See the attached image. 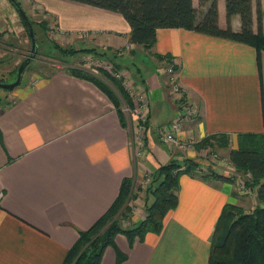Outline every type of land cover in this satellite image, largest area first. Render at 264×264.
I'll return each instance as SVG.
<instances>
[{
	"label": "crops",
	"instance_id": "crops-1",
	"mask_svg": "<svg viewBox=\"0 0 264 264\" xmlns=\"http://www.w3.org/2000/svg\"><path fill=\"white\" fill-rule=\"evenodd\" d=\"M24 1L42 6L66 36L82 35L79 49L105 53L98 58L146 91L147 155L136 167L126 119L94 83L63 67L0 92V264H62L78 232L108 209L124 178L133 180L182 158L194 159L199 167L201 160L204 173L222 175L206 166L208 160L194 146L181 151L160 141L158 129L183 109L170 94L163 60L156 56L176 62L178 83L196 111L182 123L179 140L197 143L227 135L235 148L239 134L264 135L263 52L257 56L250 46L180 28L158 29L154 46L144 50L129 44L130 27L118 13L70 0ZM206 8H198V20ZM217 8L218 26L225 28V1L217 0ZM230 26L240 29L238 16ZM77 57L69 65L85 68L84 54ZM253 191L243 193L235 181L214 176L181 174L177 205L165 215L161 232L131 244L116 235L100 264H116V250L125 256L119 264H207L223 207L236 205L250 213L256 206ZM146 202L151 199L140 189L131 223L141 221Z\"/></svg>",
	"mask_w": 264,
	"mask_h": 264
},
{
	"label": "trees",
	"instance_id": "trees-1",
	"mask_svg": "<svg viewBox=\"0 0 264 264\" xmlns=\"http://www.w3.org/2000/svg\"><path fill=\"white\" fill-rule=\"evenodd\" d=\"M16 1L21 7V3ZM70 1L120 14L130 27L129 44L140 46L144 50H150L154 46L158 29L180 28L250 46L255 49L257 56L264 53V9L260 0H255V12L252 0H224L225 28L218 26L217 0H197L198 8L207 5L200 20L197 19L198 8L193 0ZM233 16L239 17L238 31L230 26ZM27 18L33 29L38 54L40 45L35 28L46 31L47 21L34 22L28 16ZM19 19L26 31L20 17ZM54 47L62 56L67 57L87 53H92L95 57L105 56V53L94 48L64 49L55 44ZM156 58L168 62L172 59L168 56ZM22 61L24 59L20 63ZM19 64L13 70V75ZM64 69L72 76L94 83L110 99L121 120L125 122L123 106H131L132 101L119 80L100 68L66 65ZM0 82L3 80L0 79ZM194 147L198 151L214 148L228 150V160L236 171L250 173L251 178L246 181V186L256 189V206L250 213H244L236 205L226 204L223 207L211 237L207 264H264V135L239 134L235 148H230L227 135H210L194 143ZM150 174L151 181L145 189V195L151 202L145 203L141 221L131 223L133 212L130 202L136 198V194L131 193L132 179L124 178L108 209L88 229L78 232L77 240L68 250L62 264H100L105 248L114 247V238L118 234L126 236L129 244L135 239L141 241L146 233L159 234L165 215L177 205L178 178L181 174H197L204 179L214 176L224 182L233 181L215 172L204 173L199 164L190 158L171 160ZM116 257V264L125 258L118 250Z\"/></svg>",
	"mask_w": 264,
	"mask_h": 264
},
{
	"label": "built area",
	"instance_id": "built-area-1",
	"mask_svg": "<svg viewBox=\"0 0 264 264\" xmlns=\"http://www.w3.org/2000/svg\"><path fill=\"white\" fill-rule=\"evenodd\" d=\"M83 61L85 68H100L111 75L114 79L119 80L129 97L131 98L132 105H124L123 113L125 119L126 117H128V119H126V124L131 137L134 163L136 167H140V160L145 158L147 155L145 142V126L148 121L149 101L146 91L140 85L136 84L127 73L115 68L111 63L107 61H101V59H96L93 56H87L83 59ZM161 64V70L166 77V83L169 92L170 94L176 96L180 107L183 109V112L170 124L158 129L157 134L163 144H166L169 147L178 148L181 151H190L193 149L194 143L190 140H179L177 138V134L181 130L182 123L184 121H189L190 119H192V117L196 115V111L194 107L189 103V101L184 97V93L178 83L179 71L176 62L173 59L169 60V62L163 60ZM207 153L208 149L203 150L201 153L205 158V162L206 160H208V157H205ZM211 157L212 159L208 160L206 166H211L216 170H221L223 176L231 178L236 182L238 188L243 193H248L249 190L245 187V183L251 178L249 172L245 175L242 174L244 177L238 174L237 178V171L229 162V160L226 161L225 159L218 158L216 154H213ZM225 161L226 163H224ZM226 164L227 167H225V169L219 168L220 166L222 167ZM243 178H245V180H242ZM150 181L151 174L148 172H144L140 177L135 176V178L132 180L131 193L136 194L140 189L145 190L149 186ZM130 205L132 206V212L134 213L136 207L133 205V200H131Z\"/></svg>",
	"mask_w": 264,
	"mask_h": 264
},
{
	"label": "rangeland",
	"instance_id": "rangeland-1",
	"mask_svg": "<svg viewBox=\"0 0 264 264\" xmlns=\"http://www.w3.org/2000/svg\"><path fill=\"white\" fill-rule=\"evenodd\" d=\"M18 1L21 3L23 11L32 21H47L46 31L42 32L40 28H35L37 32L36 37L39 39L40 52L35 55L30 61L28 67L24 69L19 85L23 84L30 76L34 78L35 75H43L57 70L58 66L65 68L69 63H75V61H77V56L80 54L69 57L62 56L59 51L55 49L54 44L64 49L78 50L79 48L77 45L81 41H85V39H83L84 37H81L82 35L75 37L72 35L71 37L66 36V34L58 31L54 19L49 15H46V11L42 6L35 5L33 1H30L29 4L24 0ZM42 2L46 5V0H42ZM260 2L262 9H264V0H260ZM252 5L255 12V0H252ZM30 48L29 38L20 22L18 14L8 0H0V79L3 80V83L10 84L15 81V75H12L13 70L22 59H25L29 55ZM87 56L95 57L92 53L84 54V58ZM95 58L99 59L98 57ZM7 91L10 90L0 88L1 93H6ZM126 119H128V117H126ZM202 151L203 150H201V152ZM213 154H216L218 158L228 161V150L226 149H208V153L205 157H208V160H211ZM226 161L224 163H226ZM200 167H202L201 160ZM225 167H227V164L222 167L220 166L219 168L225 169ZM214 170L216 169L214 168ZM238 174L242 175V173L237 172V178ZM242 180H245V178ZM245 187L248 188L246 184ZM248 190L253 191L251 188H248ZM253 192V194H255L256 189H254Z\"/></svg>",
	"mask_w": 264,
	"mask_h": 264
},
{
	"label": "water",
	"instance_id": "water-1",
	"mask_svg": "<svg viewBox=\"0 0 264 264\" xmlns=\"http://www.w3.org/2000/svg\"><path fill=\"white\" fill-rule=\"evenodd\" d=\"M8 1L13 5V7L17 11L19 17L21 18L23 25L26 28V33H27V36L29 38L30 47H31L30 51H29V55L24 59V61H22L19 64L18 68L16 69L15 81L10 83V84H5L3 82H0V88L5 89V90H12L19 85L22 72L24 71L26 66L30 63V61L37 54V45H36V41H35V37H34V33H33L31 23L28 21L26 14L24 13V11L22 10V8L20 7V5L17 3L16 0H8Z\"/></svg>",
	"mask_w": 264,
	"mask_h": 264
}]
</instances>
